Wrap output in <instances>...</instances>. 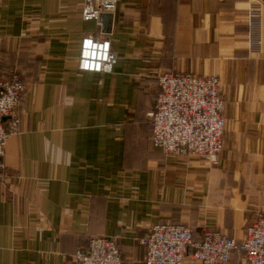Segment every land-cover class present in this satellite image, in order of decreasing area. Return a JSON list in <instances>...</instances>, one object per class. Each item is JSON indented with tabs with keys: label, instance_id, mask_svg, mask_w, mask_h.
I'll return each instance as SVG.
<instances>
[{
	"label": "crops",
	"instance_id": "0c3cea01",
	"mask_svg": "<svg viewBox=\"0 0 264 264\" xmlns=\"http://www.w3.org/2000/svg\"><path fill=\"white\" fill-rule=\"evenodd\" d=\"M84 1L0 0V57L31 58L0 178V264H74L99 234L118 240L123 264H145L139 237L158 222L244 238L264 212V0H119L112 72L78 68L97 32ZM163 71L221 78L218 164L153 144Z\"/></svg>",
	"mask_w": 264,
	"mask_h": 264
},
{
	"label": "built area",
	"instance_id": "2783aa9c",
	"mask_svg": "<svg viewBox=\"0 0 264 264\" xmlns=\"http://www.w3.org/2000/svg\"><path fill=\"white\" fill-rule=\"evenodd\" d=\"M118 3L119 0L84 1L82 18L94 20L97 32L83 36L80 41V70L113 71L118 55L110 32L103 30V21L106 14L114 13ZM259 13L258 8L250 10L252 26ZM87 39L98 46V53L99 46L107 44L108 59L84 57ZM85 59L100 65V70L83 69L81 64ZM108 65L110 70H105ZM24 82L17 70L0 69V178L11 174L4 160L5 148L9 137L19 131L18 106ZM159 86L154 106L147 112L153 127V144L168 154L195 155L209 164H218L227 124L219 75L163 71L159 74ZM139 241L145 248V264H186L189 255L200 264H231L234 253L239 254L243 264H264V212L255 214L242 239L218 228L206 229L197 239L189 225L168 221L153 224ZM123 260L118 240L105 234L92 236L88 245L79 247L74 254V264H123Z\"/></svg>",
	"mask_w": 264,
	"mask_h": 264
},
{
	"label": "rangeland",
	"instance_id": "374dc122",
	"mask_svg": "<svg viewBox=\"0 0 264 264\" xmlns=\"http://www.w3.org/2000/svg\"><path fill=\"white\" fill-rule=\"evenodd\" d=\"M79 51H80V46H79ZM30 62H31V58H30V60L27 61V58L25 56H22V58L20 59V57H16V56H13L11 54L5 53V54H3L2 57H0V69L6 70V71L17 70L20 73V75L22 76V78L24 79L25 88H26V77H27L26 69H28L26 67L29 66ZM25 88L22 92V98H23ZM22 98H21V102H22ZM21 102L18 106L19 112H20ZM20 115H21V113H20ZM147 117L150 120V117L148 115H147Z\"/></svg>",
	"mask_w": 264,
	"mask_h": 264
},
{
	"label": "clouds",
	"instance_id": "9594fccd",
	"mask_svg": "<svg viewBox=\"0 0 264 264\" xmlns=\"http://www.w3.org/2000/svg\"><path fill=\"white\" fill-rule=\"evenodd\" d=\"M84 47H85V50H84V53H83L84 57H92L94 59L97 58V57H101L104 60L108 59V56H107L108 45L107 44L99 46L101 48V51L99 53L96 50L98 46L93 44L91 39L85 40ZM89 49H91V51H89ZM81 67L83 69L95 68L96 70H100V65H98V64H90L87 59H85L83 61V63L81 64ZM105 70H110V65L105 66Z\"/></svg>",
	"mask_w": 264,
	"mask_h": 264
},
{
	"label": "water",
	"instance_id": "95a60500",
	"mask_svg": "<svg viewBox=\"0 0 264 264\" xmlns=\"http://www.w3.org/2000/svg\"><path fill=\"white\" fill-rule=\"evenodd\" d=\"M113 23V13L106 14L103 21V30L111 32Z\"/></svg>",
	"mask_w": 264,
	"mask_h": 264
}]
</instances>
